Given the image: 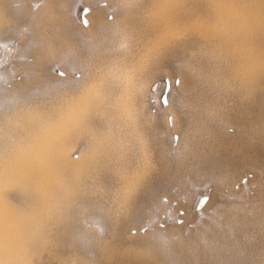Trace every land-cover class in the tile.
<instances>
[{"label":"bare ground","instance_id":"bare-ground-1","mask_svg":"<svg viewBox=\"0 0 264 264\" xmlns=\"http://www.w3.org/2000/svg\"><path fill=\"white\" fill-rule=\"evenodd\" d=\"M72 1L52 0L44 2L40 7L34 37L41 51H36L34 62L27 63L22 59L25 56L24 46L13 48V52L10 45L8 51L0 49V76L10 77L8 66L4 64L8 59L14 61L18 71L28 76L21 82H14L11 89L0 86V148L5 146L6 141L8 145L18 138H26V141L29 139L31 144L13 162L10 161L11 165L3 164L0 169V187L4 185L7 188L9 184L10 188L12 186L21 192L14 198L8 189H0V264H41L51 259L54 264H65L69 256L76 257L77 264H86L88 257L95 264H113L122 258L139 264H168L172 262V255L191 261L200 257L201 247L213 252L223 246H233L235 235L244 229L252 208L259 204V196L255 197L254 202L230 206L221 211L218 216L220 224L207 223L209 226H206L198 220L197 211L209 209L213 193L212 189L208 192L200 183L190 188L185 195L186 201L180 202L178 208L170 205L172 211L183 208L178 218L183 217L196 223L191 234L185 236L179 228L168 226L164 231L156 228L154 232L144 235H124L125 227L133 220L135 212H145L152 216L165 206L158 201L159 192L151 188L149 176L159 173L167 180L181 182V174L188 166L187 163L198 169L201 154L198 155L191 147L209 127V119L193 114L195 112L192 111V114H185L187 117L184 123L179 109L187 96L193 97L197 92V88L186 76L177 92L169 91L166 99L163 95L156 99L158 103L152 104L156 108L154 113L146 111L145 96L149 79L158 75L159 71L138 74V68L132 72L130 66L123 65L125 61H119V51L122 52L131 38L142 31V20L136 9L115 8V15L110 21L104 8L87 7V3L92 0ZM168 5L166 10L171 14L173 4L169 2ZM228 5L232 6L231 10L237 9L250 33L254 31L264 35V0H228ZM160 6L162 9L163 6ZM166 13L164 15L168 16ZM5 23L6 11L3 0H0V32L6 29ZM172 30L171 33L178 32L177 29ZM233 43L236 45V42ZM57 64L62 67L64 77L53 75L51 69ZM255 64L253 62V66ZM263 68L264 65L261 70ZM72 71H79L80 78H75ZM254 72L256 75L250 78L244 75L243 86L256 84L258 74ZM119 82H124V96L123 99L117 98V101L114 95L118 91ZM37 83L46 85V91L37 97L26 98L29 89ZM165 84L162 89L168 88V84ZM153 88L149 86V92ZM157 94L156 91L155 96ZM171 94L174 98L172 105L169 102ZM5 99H11V102L5 105ZM44 104L49 106L42 109ZM107 104L115 106V110H105ZM31 109H35L36 113H31ZM171 110L172 126L169 127V121H166ZM18 112L24 113L17 115ZM6 114L11 117L8 121L5 120ZM98 115L102 116L99 118ZM120 115L126 116L124 121ZM173 132L178 134L180 142L177 149L171 147L172 136L171 145L168 143ZM238 136L236 133L226 138L234 142ZM151 144L161 152L160 156L149 153ZM75 150H78L77 158L71 156ZM248 181L246 178L245 184ZM245 184L243 182L239 186L243 188ZM140 186L148 188L147 197L135 194L137 187L142 188ZM88 209L116 223L113 236H96L91 230L78 229V233L92 244L91 253L77 248L74 241L68 242L66 235L69 223L81 222L79 212L90 211ZM225 226L230 227L231 231L230 228L226 230ZM171 240L172 245L166 246L165 242Z\"/></svg>","mask_w":264,"mask_h":264},{"label":"rangeland","instance_id":"rangeland-1","mask_svg":"<svg viewBox=\"0 0 264 264\" xmlns=\"http://www.w3.org/2000/svg\"><path fill=\"white\" fill-rule=\"evenodd\" d=\"M49 1L52 0H3L4 10L6 11V29L0 32V49L8 51L10 45L13 52V48L18 49L24 46L25 56L22 57V59L27 63L34 62L36 51H41V49H38V42L36 41V37H34L37 28L36 21L38 19L40 7L44 2ZM156 1L157 0H92L90 3H87V7L91 8V6H97L104 8L105 14L109 18L107 19L111 21L113 19L112 16L115 15L116 10L114 5L117 2H134L142 5L140 8H131L139 12V17L142 20L141 24L143 25L142 31L131 38L132 40L122 49V52L119 51V61L121 63L125 61L123 65L130 66L132 72L138 68V74H143L145 71H159L158 75H153L149 79L148 85L154 88L150 89L149 92L148 86V92L145 96L146 111L148 113H154L156 108L154 105L152 107V104L158 103L156 99L160 97V95H163L166 99L169 91L177 92L182 83V79L186 76L191 80V84L193 83L197 88V92L193 97L187 96L184 99L183 106L180 107L179 112L183 115L182 117L184 118L185 124L187 117L185 114H192L193 111L195 112L193 114L203 115L205 118L209 119V127L200 134L201 139L194 142L191 147L198 155L201 154V160L198 159L197 163L198 169L187 163L188 166L184 168L185 171L183 170L181 174V182L167 180L159 173H154L149 176L148 179L151 188L159 192L158 201L161 204H165V206L157 210L153 214L154 216L145 212H135L133 220L125 227L124 235L127 237H134L139 234L144 235L154 232L156 228L164 231L168 226L179 228L181 233L185 236L191 234L196 228V223L193 220H185L183 217L178 218L177 215H182L181 211L183 212V208H179L178 211H172L170 205L173 208H178L180 202L184 203L186 201L185 195L187 192L200 183L208 192L212 189L213 193L209 209L197 211L198 220L206 226H209L207 223H214L215 225L220 224V217H218L219 213L230 208V206L245 205L254 202L255 197L258 196L260 202L256 207L252 208L251 214H249V220L245 224L244 229L235 235V244L233 246H230L231 244L226 247L223 246L219 251L213 252L201 247L202 251L200 252V257L191 261L180 259V257L172 255V262L168 264H264V68L261 70V67L264 65V35L255 33L254 31L250 33L251 31L247 29L243 23L244 20L242 16L240 17V13L237 9L234 8L236 11L234 9L231 10L232 6L228 5V0H176V3L173 0L175 4L172 0ZM72 2L75 3L77 0H73ZM160 2L163 4H159ZM169 2L174 6H171V14H168L166 10L167 7L170 6L168 5ZM193 4L197 6L192 7ZM160 5L163 6L162 9ZM154 11H157V15L154 14ZM158 13H161V15ZM165 13L168 14V16H165ZM152 14L154 15L151 16ZM162 14L165 17L162 16ZM154 19L156 21L157 19L158 21L160 20L161 23L158 21L156 22ZM80 22L84 24L83 21L80 20ZM162 23L163 26L165 25L166 27L164 26L163 28ZM174 29L178 30V32L176 30V34L174 33ZM166 30L167 33L165 34ZM170 30L174 32L171 33ZM162 33L164 35H162ZM235 34H240V38L238 35L234 36ZM255 35L257 36L256 39ZM241 36H244L243 42ZM238 38L239 41H237ZM233 42H236V45ZM157 43L160 44L158 45ZM150 44H153L155 47ZM4 45H8L5 46L8 49H5ZM235 48L239 49H236L237 51L233 50ZM145 52H147V55ZM154 61H156L155 63L157 65L152 64ZM253 62L256 63L254 65L257 66L256 68L253 66ZM4 64L8 66L10 77L0 76V86L3 85L4 88L11 89L14 82H21L24 78H28L25 73L16 69L13 60L9 61L8 59L4 61ZM55 66L52 67H55L54 69H51L53 75L59 74L61 77H64L65 75L63 74L62 67L58 64ZM254 71L259 75H257L258 79L256 77V84L243 86L244 75H248L247 77L250 78L251 75H256ZM79 73V71H72L73 76L77 79L80 78ZM159 77H162V79L159 80ZM168 79L169 81H167ZM168 82H170V84ZM152 83L153 86H151ZM165 83L168 84V88L164 87L162 89V85H166ZM234 83L237 86H235ZM230 85H232V87H230ZM118 86V91L116 95H114L117 101L123 99L124 82H119ZM45 91L46 85L37 83L29 89L26 98L29 97L30 99L32 97H37ZM156 91L158 92L157 96H155ZM169 97L170 105H172L174 101L173 95L171 94ZM10 100L11 99H5V105L9 104L11 102ZM111 105L112 104H107L105 110L108 112L114 111L115 106ZM48 106V104H44L42 109ZM223 109L224 111H222ZM229 109H232V111ZM30 112L36 113V110L31 109ZM22 113L24 112H18L17 115ZM172 114V110L167 114L166 122L169 121L168 126H172L170 120ZM98 116L100 118L102 115ZM45 118H47V115ZM120 118L124 121L126 116L120 115ZM184 128L185 127H183V130H185ZM236 133H238L239 136L234 139V142H229V138H226V136H231ZM171 136L172 145L170 143ZM173 138H175V140ZM135 143L136 141L134 144ZM168 143L173 149H177L180 144L178 141V134L175 132L171 133L168 138ZM30 145L29 139L26 141V138H18L8 143L7 148L2 146V148H0V159L4 161L0 160V169H2L1 167L3 164L11 165V162H13L12 160H14L20 152L29 149ZM148 150L149 153H153L155 156L161 155V152L154 149L153 145L152 147L150 146ZM10 153L11 155L8 157ZM71 156L77 158L78 150L72 152ZM5 158L9 160V163ZM7 169H5V171L9 170ZM3 173L5 174L6 172ZM0 177H2V175ZM240 177H242L240 180L241 182L239 181ZM243 178L244 181H242ZM246 178L249 180L248 184H245ZM243 182L245 185L241 188L239 184ZM7 185V188L3 185L0 189L2 187H4L3 189H8L7 191L14 198L21 193L19 189H13L12 186L10 188V185ZM140 187L142 188L137 187L135 189V194L139 197H147L149 193L148 188L145 186ZM79 214L82 218L81 222L78 224L70 222L66 229L68 242L73 243L74 241L75 245L77 243V248L87 250L88 252L92 251L93 248L92 244L78 233V229L80 228L82 230H91L96 236H113L115 234L116 223L114 220L104 218L96 213L95 210H85L79 212ZM172 215L175 216L172 217ZM173 221L176 222V224ZM225 227L226 230L230 228L227 226ZM229 230L231 231V228ZM165 244L166 246L172 245V240L166 241ZM90 258L91 257L87 258L86 264H95L94 260ZM125 259L127 258H122L113 264H139L130 259H127V262ZM77 261L76 257L69 256L65 264H77ZM41 264H54V260L42 261Z\"/></svg>","mask_w":264,"mask_h":264},{"label":"snow or ice","instance_id":"snow-or-ice-1","mask_svg":"<svg viewBox=\"0 0 264 264\" xmlns=\"http://www.w3.org/2000/svg\"><path fill=\"white\" fill-rule=\"evenodd\" d=\"M197 5L193 4L192 7H196ZM115 8H140L142 7V5H139L137 3H134V2H128V3H119L117 2L115 5H114ZM83 75V73H82ZM11 117L8 116L7 114L5 115V120L8 121L10 120ZM5 147L7 148V141H6V144H5ZM71 209H69L70 211Z\"/></svg>","mask_w":264,"mask_h":264}]
</instances>
